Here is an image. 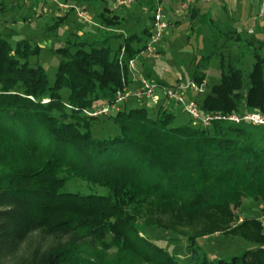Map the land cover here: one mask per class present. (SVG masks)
<instances>
[{"label":"trees","instance_id":"obj_1","mask_svg":"<svg viewBox=\"0 0 264 264\" xmlns=\"http://www.w3.org/2000/svg\"><path fill=\"white\" fill-rule=\"evenodd\" d=\"M155 1L163 0H149L150 12ZM191 12L193 21L198 12ZM100 18L105 26L122 25L117 16ZM151 33L149 27L70 42L54 51L61 59L52 84L45 68L30 65L39 47L0 35V264H120L106 261L111 251L130 264H264L262 219L239 215L249 200L264 216L263 127H205L187 114L189 121L176 125L167 106L174 104L165 100L133 99L139 106L127 102L119 112L94 115L132 84L128 62L144 53ZM114 38H123L116 51L109 47ZM249 45L247 83L242 51V59L221 60L220 83L209 93L189 97L203 116L264 115V44ZM196 65L192 81L201 85L205 71ZM216 235L252 247L228 258L209 254L205 240ZM185 256L187 262L179 260Z\"/></svg>","mask_w":264,"mask_h":264},{"label":"rangeland","instance_id":"obj_2","mask_svg":"<svg viewBox=\"0 0 264 264\" xmlns=\"http://www.w3.org/2000/svg\"><path fill=\"white\" fill-rule=\"evenodd\" d=\"M125 1L127 0H97L91 5L83 0H0V35L12 45L29 40L33 46L39 47L40 53L30 58V65L45 68L52 84L61 59L54 51L67 48L70 42H93L108 35L129 34L131 30L140 33L145 28L152 27L150 17L160 7L169 26L156 47L160 51L159 56L142 53L133 59L141 75L147 78L150 74L153 80L163 79L177 86L188 84L192 82L194 72L197 71L196 62H199L201 66L198 69L203 68L206 76L202 84L205 87L203 96L220 83L221 60L224 59L226 65L235 62L242 59L243 51L245 57L242 60L246 64L244 80L245 83L248 82L254 63L253 49L249 44H264V19L259 18L258 0H198L189 11L180 15L176 14L180 8L176 0H163L161 3L155 1L156 7L152 12L149 11V0H134L131 4L120 5V2ZM72 6L76 7L75 12L69 13ZM194 8L198 13L192 21L191 10ZM78 12L84 13L85 18L80 17ZM102 13L117 16L122 20V25L105 26L101 23ZM64 15H68V19L50 30L57 19ZM25 18L28 21H24ZM211 18L214 19L213 22L210 21ZM251 29L254 30L253 33H249ZM122 42L123 38H114L109 47L116 51ZM207 57L209 59L206 61ZM152 79L151 82H155ZM136 84L132 79V84L127 88H136ZM132 105L137 106L138 102L131 100L129 107ZM167 106L177 117L176 125L189 121V117L180 108ZM149 109V114L152 115L154 108ZM239 215L241 218L264 217L258 204L249 200L245 201ZM153 235L155 238L159 233ZM205 241L206 251L222 258L241 254L252 247V244L239 238L222 235ZM175 243L171 240L167 247ZM177 246L185 252V244L178 243ZM106 259L111 263L116 260L120 264H130L129 258L120 256L118 251L109 252ZM179 260L187 262L189 259L185 256Z\"/></svg>","mask_w":264,"mask_h":264},{"label":"built area","instance_id":"obj_3","mask_svg":"<svg viewBox=\"0 0 264 264\" xmlns=\"http://www.w3.org/2000/svg\"><path fill=\"white\" fill-rule=\"evenodd\" d=\"M134 0H127L125 2H120V5L131 4ZM198 0H187L183 3L177 15L184 14L190 10L194 2ZM205 1V0H203ZM260 2V14L259 18L264 19V0H259ZM80 17L85 18L84 13L78 12ZM169 24L162 9L158 7L154 14L152 20V33L147 43L146 50L144 53H148L149 56H159L156 52L157 45L161 42L165 32L167 31ZM254 30H250L249 33H253ZM119 63L122 69H124V50H122L119 57ZM128 71L132 74V79L136 84V88L129 89L125 88L122 92L117 94L116 102L110 106L104 107L98 110L94 115H109L111 113L119 112L122 105H125L129 100L135 99L140 103H153L157 104L162 100L168 103L174 104L176 107L182 108L183 112L191 117L194 121L201 123L203 126L208 127L213 122L216 121H228L235 124H240L243 122L251 123L255 126L264 128V115L260 113H246L244 115H230L223 116L219 114H208L203 116L200 112L198 102L189 99L191 95H202L205 92L204 85H198L195 82H189L188 84H181L176 88H168L160 86L154 82L149 81L143 75H141L137 68L136 62L131 60L128 62ZM264 217L262 223L264 225Z\"/></svg>","mask_w":264,"mask_h":264},{"label":"crops","instance_id":"obj_4","mask_svg":"<svg viewBox=\"0 0 264 264\" xmlns=\"http://www.w3.org/2000/svg\"><path fill=\"white\" fill-rule=\"evenodd\" d=\"M132 100H133V99H132ZM130 101H131V100H129V101H128V103L126 104L127 106H129V104H130ZM132 106H134V105H132ZM137 106H139V103H138V105H137Z\"/></svg>","mask_w":264,"mask_h":264}]
</instances>
